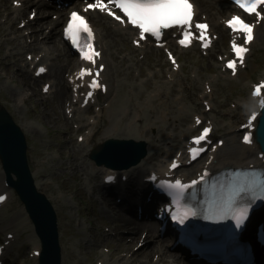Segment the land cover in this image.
Here are the masks:
<instances>
[{
	"label": "rangeland",
	"instance_id": "1",
	"mask_svg": "<svg viewBox=\"0 0 264 264\" xmlns=\"http://www.w3.org/2000/svg\"><path fill=\"white\" fill-rule=\"evenodd\" d=\"M214 2L216 1L214 0ZM2 9L3 5H0V26L2 25L0 27V104L9 110L15 122L26 131L28 164L31 168L38 167L34 180L42 183V179L51 178L52 183L47 185L46 189L53 192L55 199L56 192L67 188H76L77 195L74 198L56 199V215L60 230V242L65 252V259L62 264H85L87 261L93 260L97 246L109 245L113 248L116 242L121 239L111 236L109 231H106L103 227L106 224L111 228L112 224L107 216L105 218L102 214L100 204L95 201L94 181L91 178L87 187L89 189L85 188L86 178L83 180L84 176L88 175L90 177V174L98 171V168L93 166L95 162L89 157L90 145H82L73 130L74 127L65 122L63 102L68 97L67 90L61 98H58L56 94L54 96L53 94H42L39 90L41 79L34 80L30 78L24 70L26 65L23 63V52L31 48L41 49L42 45L45 44V48H48L45 59H50L52 65L56 61V69L54 75L50 73L42 79L51 78L55 81L59 80L61 83L64 81V76L62 78L61 74L63 75L66 68L74 65L75 59L70 57V62H66L64 57L65 48L59 41L57 31L48 39L46 38L47 40L43 37L28 43L25 37L21 35L22 29H15L14 19L2 21ZM27 13L28 9L25 10L23 16ZM11 17H13V14ZM46 19L53 20V17L49 14ZM103 19L106 25L102 24L103 29L100 25L99 29L107 46V53L104 56L107 69L105 77L110 86L109 94L114 95L110 108L100 121L103 125V131L109 129L113 123L119 126L118 130H129L131 128L128 127L135 123L141 124L149 119L160 120L159 108H165L167 110L166 114L176 115L180 126L178 128L171 127L174 126V121H172L171 125L164 128L163 134L160 126L159 137L157 138L163 140L173 134L177 138L179 132L185 129L190 112L200 107V104L194 99L197 93L196 90L190 87L185 88V90H182L181 99L175 100L174 95L178 92V86L175 82H168L164 79L170 71L175 69L169 65L163 54L151 50L144 58L139 59L143 66H140V63L136 65L131 57L134 56L138 59L139 56L137 52L130 49L128 37L126 36L121 43L116 42L114 35L106 32V30L112 28L108 26L110 22L105 17ZM44 22L41 26H38L39 30L43 26L45 27V24H52L47 20ZM262 27L263 29H259L257 32V39L252 47V54L250 53L249 56L250 67L243 70L235 81L220 78L216 80L215 109L211 111V115L216 118H225L222 111L223 105L231 97H237L245 93L247 80L253 79L260 70L264 69V22ZM123 32L126 34L125 30ZM218 43L217 46L220 47L221 45L222 50L225 47V38L223 40L220 38ZM180 58L183 65L176 71L187 79L190 75V65H195L199 78L194 82V86L200 88L201 79L212 70L214 61L212 58L215 57L213 55L203 56L191 49L183 52ZM144 67H150L146 69L149 70L148 73L144 71L138 78H135L134 74L144 70ZM260 67L263 68L260 69ZM152 71L153 75L150 76L149 72L152 73ZM170 84L176 87L170 88ZM137 86L141 90L138 93L136 92ZM22 87L26 89V93L18 99L19 95L15 94V91ZM156 89H160V93L153 96ZM164 89H168L166 93L163 92ZM151 105L154 108L156 106L155 110L154 108L153 111L150 110ZM136 109L140 111L142 120H137L135 123L130 122L135 117ZM218 124L221 126L222 120H219ZM87 128V126H84L82 129H76V131L83 133ZM141 128L142 126H140V129L133 126L132 131L136 130V133H139ZM146 128L150 132L149 127ZM217 130L221 131V127ZM102 132H97L91 139V143L99 141ZM145 139L147 138L145 137ZM73 148L75 154L78 155L76 158H71ZM67 150L70 151V155ZM67 164H72L73 168L66 167ZM76 175L80 178L77 179ZM3 215L9 219L7 226L15 228L18 232L15 248L7 264H35L27 256V251L29 244L36 239L31 226L23 222L24 216L20 212L16 193L13 192L11 201L4 207ZM76 218H79L78 227L75 226L76 222L74 220ZM123 236H127V238H122L123 245L120 248L118 247L119 249L115 248V252L117 250H130V245L134 249L133 246L137 242L140 233L132 242L128 241L132 237L131 234ZM150 243L154 245L152 241ZM153 252H155V249L151 253L150 251L142 252L133 261L141 262L146 257L151 259ZM71 258L72 260L68 263L67 261ZM128 260L126 257H114L109 264H128ZM146 264H149V261Z\"/></svg>",
	"mask_w": 264,
	"mask_h": 264
},
{
	"label": "bare ground",
	"instance_id": "2",
	"mask_svg": "<svg viewBox=\"0 0 264 264\" xmlns=\"http://www.w3.org/2000/svg\"><path fill=\"white\" fill-rule=\"evenodd\" d=\"M29 1H31L30 4H32V5L36 6V7H39L42 4L38 0H29ZM195 1H196L197 5H198V8L201 9V10H204V11L205 10L208 11V14L210 16L211 15H216V14L221 13V12L226 13V12L232 11L234 9V6L231 3L225 2L223 0H218V2H214V0H210L211 1L210 3L204 2V0H195ZM42 2H43V4L45 3L44 0H42ZM40 15L43 16L44 13H40ZM60 19H61V16L58 15L57 18L53 21V23L55 24ZM96 21L98 23H100L99 25H101V24L106 25L102 21L101 17H96ZM213 25H214V27L216 29L221 31V26H220L218 20L213 21ZM103 28L104 27H102V29ZM52 29H53V27H52ZM259 29L260 30L263 29L262 24L259 25ZM123 30H124L123 26L120 27V26L117 25L116 27L109 28L108 30H106V32L114 35V37L116 39V42H120L121 43L126 38V34L123 32ZM52 32H55V31L52 30ZM131 32H132V29L129 31L128 34H130ZM128 34H127V36H128ZM43 36H45V39H46V38H48L49 35L47 33H44ZM260 38H261V35H260ZM254 39H255V37H254ZM168 42L171 43V38L168 39ZM263 42H264V40H263ZM131 59L134 60L136 65H138L140 63V66H143V63H141L139 61V59L134 58V57H131ZM66 62L69 63V56L68 55H66ZM147 68H150V67H144V70H142V71L140 70V72L134 74L135 78H138L139 75H141ZM55 69H56V61L54 62V64L51 67V70H50L52 75L55 74ZM152 75H153V72H152ZM56 84L58 85V86L56 85V87L58 89H57V91L54 94H56V96L58 98H61L62 96L65 95V88H64L63 84L59 80L56 81ZM137 87L138 88H137L136 92L138 93L141 90H140L139 86H137ZM25 93H26V89L23 88V87L22 88H18L15 91V94L19 95L18 99L22 98ZM54 94H53V96H54ZM128 97H129V95H128ZM126 101H127V99H126ZM102 106H105V105L102 103ZM153 108H154V106L151 105L150 106V110H152ZM155 108H156V106H155ZM155 108H154V110H155ZM137 113H138V111H135V114H136L135 116H137ZM161 113L162 114L166 113L164 111V108L161 109ZM64 118H65V122H68L67 117L64 116ZM140 119H141V115H140ZM177 119L178 118L176 117V115H174V116L168 115V116H163L160 120H157V119L154 120L153 119L151 122L147 123V126H145V129L143 131V135L148 137L147 140L150 142V145H151L148 148L151 147V150L148 152V155L146 154V161L144 162V164H152V163L159 164V163H162V160H161L160 156L165 155L166 152L164 151V149L161 147V144H160V141H161L162 138H159V139L157 138V137H159L158 132L160 131V126L162 127V130H161L162 134L164 133V131H163L164 128L168 127V125H171L172 121H174V124H173L174 126H171V127L178 128V126H180V122H179V119L178 120ZM104 120H105V118H104ZM136 120H138V118H136ZM150 120L151 119H149V121ZM91 121H92L93 126L87 132H85L84 141H87L90 137H92L97 132H99V131L102 132L103 131V125L101 123H98V121L95 120L94 118H91ZM89 123H91V122H89ZM155 123H156V125H158L159 129L156 128ZM190 123H191L190 124L191 127H195L196 126V124L194 123V120L192 122H190ZM85 124H87V123H85ZM146 127H149L150 132H148ZM215 127L218 128V123L215 124ZM229 131H231V130H229ZM25 132L26 131H24V133ZM181 132H183V131H181ZM127 134H130L133 138L139 137V136H137V134L135 132L132 131V128L129 129V130H117V129H114V128L104 130L102 132V137L100 138L99 141L91 143V141H92L91 140L87 144V145H90V148H91L88 152L97 153V152L101 151L104 148H107V149L112 151V149H113L112 144H113V142L115 140L114 139H109L108 137H116V138L118 137L119 139H122V138H126ZM234 136H235V129L231 131V135H227V137L225 138V142L222 144V146L218 147L217 150L214 151V157L212 159V162H216L218 164H224V162H231L233 164H235V163L240 164L246 158L254 157V155L255 154L257 155V153L260 151V148H259V146H258V144L256 142H253L251 147L245 148L242 145H240L234 139ZM139 138H142V137H139ZM165 139H167V138H165ZM168 139L171 142H177V138H176L175 134L170 136ZM8 145L9 144H6V146H8ZM171 146H172V144H171ZM146 151H147V149H146ZM67 152L70 155V151L67 150ZM71 152H72L71 158L78 157V155L75 154V149L74 148H73V150ZM144 156H142V158H144ZM21 157L20 156L17 157V162L18 163H16V165H17L16 167H18V170H17L18 175H22V170H20V167L22 165H24L23 158H21ZM6 158L13 161L12 156H6ZM260 158L261 157H258V159H260ZM140 161H143V160H140ZM72 164H67L66 167L73 168L71 166ZM138 164L139 165L137 167L130 168V170H133V171H131L133 177H136V174H138L139 172L142 171V168H143L144 164H142L141 162L138 163ZM148 168H152V166H150ZM184 168H186V167H184ZM0 177L1 178L4 177V173L3 172L0 173ZM76 177H78V176L76 175ZM92 179L96 180V177L94 176V174L92 175ZM35 184L42 191H44L46 189V185L43 184V183H40V182L36 181ZM130 184L131 183H129V186H130ZM4 185H5L4 179L2 181L0 180V188L3 187ZM97 185L98 184L96 183V186ZM127 187H128V184H127ZM149 190L150 189L147 187L146 188V192H148ZM104 204H105L104 212L106 213L107 217L112 221V223L114 224L115 227H118L119 225H123L124 227L125 226H130L131 228L135 229L134 230L135 234L139 233L140 229L141 230L144 229L145 225H142L141 222L134 220V218L130 214L131 212L130 213L129 212H122L120 210V206L118 204L114 203L113 201H109L108 199L106 200V202ZM152 204L155 205L156 202H153ZM42 207L43 206L41 205V203H39V205H37V212L39 213L40 216L42 214L41 213L42 212ZM148 227H150L151 228V232L154 233L153 227L151 225H148ZM132 238H134V237H132ZM164 242H165L164 239H160V241L156 242V244H154V246H151L149 243H145V244L141 245L140 248L135 249L132 252V254L134 256H138L142 252H147L149 250H152L153 247H157V248L160 249L159 245L164 244ZM11 244H12V241L10 239V243H9L8 246L10 247ZM122 245H123L122 241L119 242V248ZM130 247L132 248L131 245H130ZM170 253L171 252L169 251V249H166L165 246H164L163 249H161V251L159 252L160 259H162L166 255H170ZM103 264H105V263H103ZM128 264H143V263L140 262V261H138V262L133 261V258H132L131 260H128Z\"/></svg>",
	"mask_w": 264,
	"mask_h": 264
},
{
	"label": "snow or ice",
	"instance_id": "3",
	"mask_svg": "<svg viewBox=\"0 0 264 264\" xmlns=\"http://www.w3.org/2000/svg\"><path fill=\"white\" fill-rule=\"evenodd\" d=\"M108 2L109 4H114L115 7L120 9L127 17L129 22L140 29L141 39L145 38V34H153L158 37L161 35V29H167L174 25L187 26L189 30L192 27L194 8L190 0H108ZM237 3L246 12L255 13L258 17L264 19V17L260 16V10H264V0H237ZM87 8H99L102 11L107 10L109 14L112 15L117 21H121V16L116 15L115 12L111 11L108 7V4H106L104 0H96L95 3L88 4ZM227 24L232 29L236 31H242L246 34L245 43L250 42L253 39V25L246 22L245 19L241 18L240 16H233L227 21ZM238 25L240 26L239 28L237 27ZM195 27L199 30H202L200 32L199 38L204 40L206 38L205 30L208 28V25L206 23H198L195 25ZM65 31L66 35L72 40V42L78 46L82 39V33L87 34V37L85 38L86 40H91L93 35L92 29L89 27L85 17L78 14L77 12L71 13V18ZM190 35V31L184 32V39H181L180 43L186 44ZM137 43H139V41H137ZM85 47L87 51L84 52V59L94 62V57L99 56L100 53L93 49V45L91 43H86ZM233 48L237 57L242 61L243 53H245L248 49L243 45H236L235 43L233 44ZM235 66L236 61H229L227 65V67L232 69H234ZM40 71L43 72L45 69L41 68ZM84 74L92 75L90 70H88L87 73L82 70L81 75L83 76ZM96 75L98 76L99 73H96ZM92 86L100 87V84L97 80H93ZM262 87H264V85L257 86L254 95L259 96ZM261 107H264V99L261 100ZM256 116L257 114L254 112L252 114V120H255ZM197 122L199 123V120H197ZM209 131L210 129L204 128L202 134L195 138V143L199 144L201 141H204ZM244 139L246 142L250 141L249 136H245ZM202 150L203 149L201 148L200 151ZM192 151L195 152L197 149H192ZM173 167H176V165L173 164ZM193 183H195V181ZM169 187L182 189L183 185L177 181L176 184L169 185ZM257 187L262 193H264V183H262L260 180L240 182L232 192L230 197V205L235 203L237 198H241L242 194H247ZM3 200L4 197L0 196V201ZM188 215H195V213L191 211V209H188L184 212V216ZM244 217V210H238V214L236 215L237 226L242 223V219Z\"/></svg>",
	"mask_w": 264,
	"mask_h": 264
},
{
	"label": "water",
	"instance_id": "4",
	"mask_svg": "<svg viewBox=\"0 0 264 264\" xmlns=\"http://www.w3.org/2000/svg\"><path fill=\"white\" fill-rule=\"evenodd\" d=\"M258 118L259 120L256 128V135L257 139L261 143V146L264 148V107L262 108ZM6 144L9 145L6 146ZM142 145L138 143L134 151H132L131 157L135 155L133 159L143 154L144 149ZM25 146L22 131L15 124L8 111L4 107L0 106V157L3 165L6 167L9 181L14 185L17 193L25 201L27 209L30 212V216L35 224L36 231L41 238L42 251L40 255V264H57L56 255L58 250L56 248V233L54 227L55 217L46 204V201L42 198V195L38 194L33 186L32 178L26 164ZM126 148L127 146L123 145L119 148L116 147L113 152H91L90 156L96 161L105 162L112 166H119V164L113 160L119 155H126L129 150ZM6 156H12L13 161L7 159ZM18 156H22L21 158H23L24 161V165L20 167L22 175H18L17 172L18 167H16V163H18ZM11 170L16 173V179L11 177ZM39 203H41L44 207H42V214L40 213L41 216L37 212V205H39Z\"/></svg>",
	"mask_w": 264,
	"mask_h": 264
}]
</instances>
